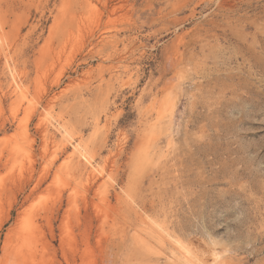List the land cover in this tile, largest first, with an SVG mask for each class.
I'll return each instance as SVG.
<instances>
[{
	"label": "rangeland",
	"instance_id": "obj_1",
	"mask_svg": "<svg viewBox=\"0 0 264 264\" xmlns=\"http://www.w3.org/2000/svg\"><path fill=\"white\" fill-rule=\"evenodd\" d=\"M214 250L264 264V0H0V264Z\"/></svg>",
	"mask_w": 264,
	"mask_h": 264
},
{
	"label": "bare ground",
	"instance_id": "obj_2",
	"mask_svg": "<svg viewBox=\"0 0 264 264\" xmlns=\"http://www.w3.org/2000/svg\"><path fill=\"white\" fill-rule=\"evenodd\" d=\"M29 228H30L29 225H27V222H25V225H22L21 227L15 226V227H11L10 230H8V232L5 235L4 244H3V249L6 255L8 254L9 248L13 250V253L15 256L14 259H21L24 257L25 253L31 252L33 254L34 251H36L35 243H34L35 238H34V235L32 234V231H30ZM135 236H136L135 238L139 239L140 241L144 243L148 242L147 241L148 239L146 236H152V237L158 236L159 237L158 240L161 243H162L161 238H163V235L158 230L154 229L150 225L142 229L140 228L139 230L137 229ZM12 242L14 243L12 244ZM149 245L151 244L149 243ZM196 252H197V249H196ZM211 255H212V260H211L212 264H217L221 259V253H219L217 250H214ZM198 261L201 262V260L199 259Z\"/></svg>",
	"mask_w": 264,
	"mask_h": 264
}]
</instances>
